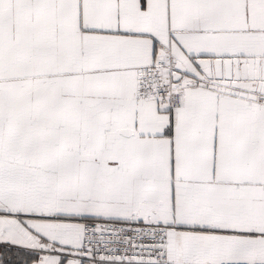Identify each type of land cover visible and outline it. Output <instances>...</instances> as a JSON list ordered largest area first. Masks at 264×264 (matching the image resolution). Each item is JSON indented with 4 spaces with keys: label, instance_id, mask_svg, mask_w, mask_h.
Segmentation results:
<instances>
[{
    "label": "snow or ice",
    "instance_id": "obj_1",
    "mask_svg": "<svg viewBox=\"0 0 264 264\" xmlns=\"http://www.w3.org/2000/svg\"><path fill=\"white\" fill-rule=\"evenodd\" d=\"M0 264H264V0H0Z\"/></svg>",
    "mask_w": 264,
    "mask_h": 264
}]
</instances>
